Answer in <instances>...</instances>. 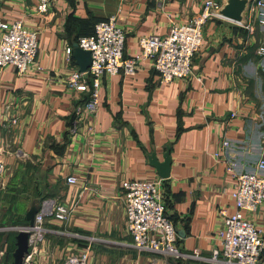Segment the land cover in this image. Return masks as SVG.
<instances>
[{
	"label": "crops",
	"instance_id": "obj_1",
	"mask_svg": "<svg viewBox=\"0 0 264 264\" xmlns=\"http://www.w3.org/2000/svg\"><path fill=\"white\" fill-rule=\"evenodd\" d=\"M38 2L0 0V19L23 21L39 45L27 73L0 69V264H15L27 213L48 200L69 206L70 218L45 217V239L25 264H63L88 246V264H221L210 259L221 246L219 209L234 212L237 174L264 159V71L250 57L264 28L213 17L191 76L163 83L152 61L142 60L135 75H103L90 110V93L66 82L79 69L68 47L115 17L126 33L124 55L133 57L140 37L168 35L201 13L205 0H52L42 14ZM167 147L171 174L162 179L149 156L163 161ZM71 175L76 184L67 182ZM129 180H161L185 257L135 247L125 215ZM244 215L264 232V204Z\"/></svg>",
	"mask_w": 264,
	"mask_h": 264
},
{
	"label": "built area",
	"instance_id": "obj_2",
	"mask_svg": "<svg viewBox=\"0 0 264 264\" xmlns=\"http://www.w3.org/2000/svg\"><path fill=\"white\" fill-rule=\"evenodd\" d=\"M51 2L39 0L38 13H46ZM221 6L220 0H205L201 13L185 24L173 25L168 35L140 37V51L133 57L124 55L126 33L117 25L116 18L100 21L91 34L78 40L80 47L91 51V66L86 72L75 68L66 82L72 88L90 93L86 107L94 110L99 102L103 75H116L121 71L135 75L142 60L152 61L163 83L187 78L193 74L194 56L203 45L204 26L209 19L217 17L215 11ZM246 19L245 24H240L244 29L253 31L256 25L264 28V0H251ZM0 33V69L12 65L19 73H27L37 58L38 32L26 28L23 21L7 23L0 19ZM257 51L264 56V44ZM66 53L68 61L73 62L72 47H68ZM16 122L17 119H13V123ZM229 145L230 141L223 142L224 147ZM3 169L0 160V173ZM229 170H234L233 165L229 166ZM67 182L76 184L77 177L71 175L67 177ZM124 186L126 225L135 247L171 259L185 257L186 254L176 244V226L166 214L161 180H129ZM232 197L235 202L234 212H229L227 207L219 209L223 218V227L218 233L221 246L214 249L210 259L221 264H264V232L244 215L247 211H256L264 204V159L260 160L254 172L237 174ZM71 212L72 209L65 204L50 200L43 203L35 216L34 225L21 227L29 232L30 254L27 258L38 250L45 239V217L54 216L61 221H68ZM89 259L88 246L80 254L71 253L63 264H88Z\"/></svg>",
	"mask_w": 264,
	"mask_h": 264
},
{
	"label": "water",
	"instance_id": "obj_3",
	"mask_svg": "<svg viewBox=\"0 0 264 264\" xmlns=\"http://www.w3.org/2000/svg\"><path fill=\"white\" fill-rule=\"evenodd\" d=\"M250 2L251 0H223L222 6L215 13L217 16L229 19L238 25L245 24ZM73 57L82 72H86L92 64L91 51L80 47L78 42L73 44ZM149 163L156 169L160 178L167 179L171 174L172 165L170 147H167L163 161H159L156 153H152L149 156ZM37 212L38 208H33L27 213L30 226L34 225ZM16 246L14 252L15 264H25V259L30 252L28 231L21 230L18 232Z\"/></svg>",
	"mask_w": 264,
	"mask_h": 264
},
{
	"label": "rangeland",
	"instance_id": "obj_4",
	"mask_svg": "<svg viewBox=\"0 0 264 264\" xmlns=\"http://www.w3.org/2000/svg\"><path fill=\"white\" fill-rule=\"evenodd\" d=\"M261 38L260 40L258 39L255 44H254V47L251 49L252 51V55L250 54V57L255 60V61H258V66H259V69L263 72L264 71V56H261L260 55V60L258 59L257 60V56H256V52H257V48L258 46L260 45H263L264 44V33L260 32V35H259Z\"/></svg>",
	"mask_w": 264,
	"mask_h": 264
}]
</instances>
